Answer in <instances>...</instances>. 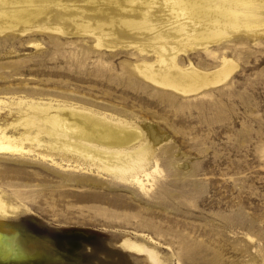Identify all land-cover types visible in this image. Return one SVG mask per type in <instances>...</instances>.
<instances>
[{
	"label": "rangeland",
	"instance_id": "374dc122",
	"mask_svg": "<svg viewBox=\"0 0 264 264\" xmlns=\"http://www.w3.org/2000/svg\"><path fill=\"white\" fill-rule=\"evenodd\" d=\"M53 4L42 25L3 23L10 8L0 5V100L10 118L36 100L153 127L164 141L155 147L146 131L142 144L161 174L142 190L44 149L0 156V218L34 256L12 264H264V0L208 2L219 33L176 62L238 67L189 96L148 81L139 67L156 58L122 29L100 45L90 0ZM174 17L163 25L191 31Z\"/></svg>",
	"mask_w": 264,
	"mask_h": 264
},
{
	"label": "bare ground",
	"instance_id": "6f19581e",
	"mask_svg": "<svg viewBox=\"0 0 264 264\" xmlns=\"http://www.w3.org/2000/svg\"><path fill=\"white\" fill-rule=\"evenodd\" d=\"M210 1L90 0L94 8L90 21L96 25L93 30L100 45L117 28L131 35L133 41L139 40L140 53L156 58V63L140 66V73L150 82L189 96L226 83L238 67L232 60L224 59L220 70L209 73L194 66L183 69L176 62L179 54H186L190 49L207 50V42L219 33L210 19L213 13L207 9ZM53 3L54 0H0L1 6L10 8L2 21L50 24L49 10ZM63 13L60 23L68 19ZM174 15L177 22L190 25L191 31L183 34L179 25L165 27L163 24L172 22ZM106 29L109 34H103ZM147 32L152 35L147 36ZM23 103L26 111L10 118L7 111L10 105L0 100V156L22 157L44 149L67 158L68 162L76 160L80 165L84 162L88 167L107 172L116 180L135 184L142 190H147L161 174L158 161H150L149 146L142 144L146 131L155 147L164 141L155 128L144 131L75 106L36 100ZM53 155L42 157L62 167ZM24 208L29 211L27 206ZM31 258L33 254H29L25 240L13 224L0 218V264ZM164 260L162 264H167L169 258Z\"/></svg>",
	"mask_w": 264,
	"mask_h": 264
},
{
	"label": "crops",
	"instance_id": "0c3cea01",
	"mask_svg": "<svg viewBox=\"0 0 264 264\" xmlns=\"http://www.w3.org/2000/svg\"><path fill=\"white\" fill-rule=\"evenodd\" d=\"M164 259H165V258H164ZM160 260H161V257H158V258H157V261H156V263H155V264H162V262H164V261H165V260H164V261L162 260V262H161Z\"/></svg>",
	"mask_w": 264,
	"mask_h": 264
}]
</instances>
